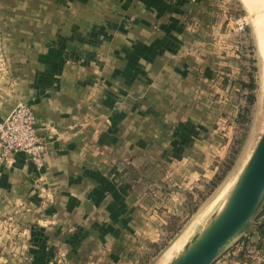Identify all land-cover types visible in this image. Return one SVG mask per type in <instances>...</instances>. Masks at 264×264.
Segmentation results:
<instances>
[{"label":"crops","instance_id":"obj_1","mask_svg":"<svg viewBox=\"0 0 264 264\" xmlns=\"http://www.w3.org/2000/svg\"><path fill=\"white\" fill-rule=\"evenodd\" d=\"M55 1L85 18L67 27L74 63L41 58L31 75L46 151L40 168L21 153L0 165V264H130L155 231L137 210L153 206L150 190L166 197L153 179L175 142L165 112L200 73L214 77V58L168 0ZM243 235L212 264H264V236Z\"/></svg>","mask_w":264,"mask_h":264},{"label":"rangeland","instance_id":"obj_2","mask_svg":"<svg viewBox=\"0 0 264 264\" xmlns=\"http://www.w3.org/2000/svg\"><path fill=\"white\" fill-rule=\"evenodd\" d=\"M168 1L178 23L196 31L201 58H214V77L200 73L199 83H188L189 94L173 95V106L165 112L172 118L175 142L168 144L171 154L160 159L168 173L153 179L167 188L166 197L150 190L153 206L137 210L135 218L155 231L141 233L152 246L139 248L130 264L172 262L184 250L169 252L173 243L185 233L191 242L223 209L264 132V0H195L194 9L192 0ZM145 14L149 17L148 7ZM73 16L55 0H0V113L11 110L6 118L19 106L32 105L31 75L42 67L41 58L74 63L67 27L85 17ZM142 182L155 186L149 179ZM263 219L264 198L223 253L253 226L258 230Z\"/></svg>","mask_w":264,"mask_h":264},{"label":"water","instance_id":"obj_3","mask_svg":"<svg viewBox=\"0 0 264 264\" xmlns=\"http://www.w3.org/2000/svg\"><path fill=\"white\" fill-rule=\"evenodd\" d=\"M264 198V132L225 206L169 264H212L240 235Z\"/></svg>","mask_w":264,"mask_h":264},{"label":"built area","instance_id":"obj_4","mask_svg":"<svg viewBox=\"0 0 264 264\" xmlns=\"http://www.w3.org/2000/svg\"><path fill=\"white\" fill-rule=\"evenodd\" d=\"M46 143L40 135L38 120L30 105L16 108L0 124V165L14 163L24 154L37 168L43 164Z\"/></svg>","mask_w":264,"mask_h":264},{"label":"bare ground","instance_id":"obj_5","mask_svg":"<svg viewBox=\"0 0 264 264\" xmlns=\"http://www.w3.org/2000/svg\"><path fill=\"white\" fill-rule=\"evenodd\" d=\"M262 45H263V46H261V50H262L261 57H262V61H263V79L262 80H264V44H262ZM186 244H187V236H186V233H185L173 243V245L171 246L169 252H178L180 249L185 248ZM167 261H169V260H167Z\"/></svg>","mask_w":264,"mask_h":264},{"label":"trees","instance_id":"obj_6","mask_svg":"<svg viewBox=\"0 0 264 264\" xmlns=\"http://www.w3.org/2000/svg\"><path fill=\"white\" fill-rule=\"evenodd\" d=\"M259 233L264 236V219L262 220L261 222V225L259 226V229H258ZM263 252H264V247H263Z\"/></svg>","mask_w":264,"mask_h":264}]
</instances>
